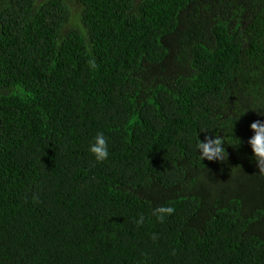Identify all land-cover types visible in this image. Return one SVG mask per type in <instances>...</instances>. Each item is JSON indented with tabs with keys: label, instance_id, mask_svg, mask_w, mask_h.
<instances>
[{
	"label": "trees",
	"instance_id": "16d2710c",
	"mask_svg": "<svg viewBox=\"0 0 264 264\" xmlns=\"http://www.w3.org/2000/svg\"><path fill=\"white\" fill-rule=\"evenodd\" d=\"M257 120L264 0H0V264H264Z\"/></svg>",
	"mask_w": 264,
	"mask_h": 264
},
{
	"label": "clouds",
	"instance_id": "9594fccd",
	"mask_svg": "<svg viewBox=\"0 0 264 264\" xmlns=\"http://www.w3.org/2000/svg\"><path fill=\"white\" fill-rule=\"evenodd\" d=\"M242 115V114H241ZM240 117V116H239ZM238 117V119H239ZM253 135L247 141L251 147L252 154L258 161H264V120H257L249 125ZM196 150H199L201 160L222 161L225 149L223 147L224 140L222 137L214 138L205 137L204 141L198 139ZM89 153L95 158L96 162H103L109 158V142L103 132H97L93 141L88 147ZM175 209L173 207H161L156 210L159 219L171 215ZM137 224L143 223V217L138 219Z\"/></svg>",
	"mask_w": 264,
	"mask_h": 264
}]
</instances>
